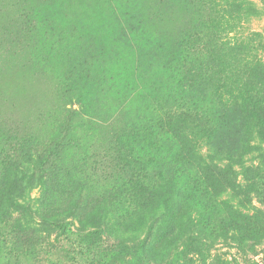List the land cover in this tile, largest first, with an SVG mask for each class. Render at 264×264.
Listing matches in <instances>:
<instances>
[{
    "label": "trees",
    "instance_id": "obj_1",
    "mask_svg": "<svg viewBox=\"0 0 264 264\" xmlns=\"http://www.w3.org/2000/svg\"><path fill=\"white\" fill-rule=\"evenodd\" d=\"M193 5L171 43L154 38L162 72L145 80L148 116L120 127L92 164L103 188L53 162L59 142L45 162L35 138L0 132V264L49 251L54 264L99 251L120 264H260L213 251L227 230L252 229L239 219L241 183L244 195L264 192V36L240 32L264 9Z\"/></svg>",
    "mask_w": 264,
    "mask_h": 264
},
{
    "label": "rangeland",
    "instance_id": "obj_2",
    "mask_svg": "<svg viewBox=\"0 0 264 264\" xmlns=\"http://www.w3.org/2000/svg\"><path fill=\"white\" fill-rule=\"evenodd\" d=\"M199 1L0 0V132L35 138L45 159L59 142L53 162L69 166L88 190L103 188L93 162L112 147L120 127L148 116L145 80L162 72L163 44L154 38L175 39ZM255 1L264 9V2ZM252 31L264 36V15L240 28L241 34ZM246 187L244 181L239 188L245 213L239 219L252 229L227 230L213 255L264 264V192L244 195ZM53 200L60 202L61 194ZM51 252L4 262L54 264ZM104 256L77 255L69 264L121 263Z\"/></svg>",
    "mask_w": 264,
    "mask_h": 264
}]
</instances>
